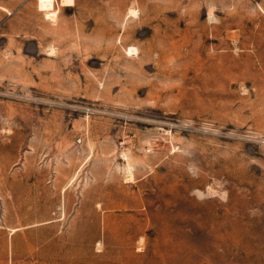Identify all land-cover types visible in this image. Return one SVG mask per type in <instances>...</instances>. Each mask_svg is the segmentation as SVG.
<instances>
[{
    "label": "rangeland",
    "instance_id": "374dc122",
    "mask_svg": "<svg viewBox=\"0 0 264 264\" xmlns=\"http://www.w3.org/2000/svg\"><path fill=\"white\" fill-rule=\"evenodd\" d=\"M0 264H264V0H0Z\"/></svg>",
    "mask_w": 264,
    "mask_h": 264
},
{
    "label": "bare ground",
    "instance_id": "6f19581e",
    "mask_svg": "<svg viewBox=\"0 0 264 264\" xmlns=\"http://www.w3.org/2000/svg\"><path fill=\"white\" fill-rule=\"evenodd\" d=\"M39 2V9L40 10H48V9H51L53 7V2L54 0H38ZM62 2L66 5H71L72 3V0H62ZM130 14L133 15L134 17L137 16V11L136 10H131L130 11ZM127 51L130 53V54H133L136 52V48L135 47H129L127 49Z\"/></svg>",
    "mask_w": 264,
    "mask_h": 264
},
{
    "label": "built area",
    "instance_id": "2783aa9c",
    "mask_svg": "<svg viewBox=\"0 0 264 264\" xmlns=\"http://www.w3.org/2000/svg\"><path fill=\"white\" fill-rule=\"evenodd\" d=\"M79 141H80V139H79Z\"/></svg>",
    "mask_w": 264,
    "mask_h": 264
}]
</instances>
